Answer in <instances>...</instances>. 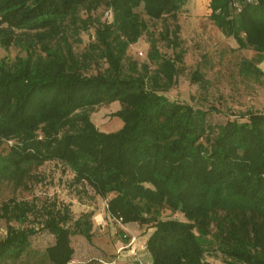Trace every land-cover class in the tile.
Listing matches in <instances>:
<instances>
[{"label":"trees","instance_id":"obj_1","mask_svg":"<svg viewBox=\"0 0 264 264\" xmlns=\"http://www.w3.org/2000/svg\"><path fill=\"white\" fill-rule=\"evenodd\" d=\"M185 1L0 0V45L24 51L11 62L0 59V145L13 142L0 152V181L59 162L73 182L101 198L111 195L112 217L154 228L145 244L150 264H210L207 253L220 254L225 264H264V113L212 123L206 109L164 94L176 82L183 50L163 56L151 39L148 62L127 54L147 29L144 16L176 19ZM100 6L112 10V20L74 53L67 23L86 29L93 19H81L80 8L91 13ZM208 7L223 35L238 49L254 50L240 69L262 74L264 0H209ZM175 29L161 37L176 49ZM100 62L103 68H91ZM113 101L122 126L99 131L91 113ZM164 209L184 220L161 219ZM91 217L73 219L62 202L38 207L33 200H4L0 264H69L70 237L91 240ZM32 221L53 237L42 251L32 241L40 229Z\"/></svg>","mask_w":264,"mask_h":264},{"label":"rangeland","instance_id":"obj_2","mask_svg":"<svg viewBox=\"0 0 264 264\" xmlns=\"http://www.w3.org/2000/svg\"><path fill=\"white\" fill-rule=\"evenodd\" d=\"M208 3L209 0H186L176 13V19L169 14L158 20H148L144 16L147 29L137 43L128 47V56L138 63L148 62L151 39H156L158 51L163 56H172L176 51L183 50V63L175 77L176 82L164 94L169 99L206 109L212 123H222L227 118L238 119L243 113H264V59L258 64L262 74H245L240 69V61L253 59L254 50L238 49L232 37L220 32L209 19L211 10ZM84 9L80 8V18H86L89 14L93 19L87 23L89 26L83 29L81 22L77 21L76 24L68 22L66 28L65 37L76 54L82 53L94 42L96 27L110 23L113 16L112 10L103 6L91 13ZM136 11L142 13V6ZM176 26L179 27L176 39L179 45L175 49L161 36L166 30L172 35ZM57 41L62 42L61 39ZM17 56H24L19 46L13 44L3 48L0 45V59L11 62ZM103 66L100 62L91 68L98 70ZM149 66L151 70L155 67L151 63ZM197 74L201 76L198 82L194 81ZM118 108L117 101L99 106L91 113V121L99 131L114 132L122 126L121 119L113 115ZM3 142L0 152L4 153L13 142ZM72 178L69 168L59 162L48 161L29 170L23 169L0 181V205L9 198L33 200L38 207L49 202H62L69 206L73 219L91 212V240L78 234L70 237L73 256L69 264H150L145 244L154 228L149 224L121 223L107 210L111 195L101 198L94 194L89 185L73 182ZM160 218L184 220L181 213H173L169 209L162 210ZM32 224L40 228L35 221ZM6 230V221L0 219V240L6 235ZM32 241L40 251L54 242L52 235L41 228ZM206 259L210 264H225L220 254L207 253Z\"/></svg>","mask_w":264,"mask_h":264}]
</instances>
